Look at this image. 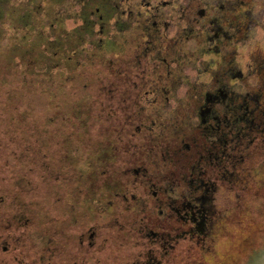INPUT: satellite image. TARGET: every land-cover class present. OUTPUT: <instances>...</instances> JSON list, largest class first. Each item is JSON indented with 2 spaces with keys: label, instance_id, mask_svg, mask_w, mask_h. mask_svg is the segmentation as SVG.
<instances>
[{
  "label": "flooded vegetation",
  "instance_id": "flooded-vegetation-1",
  "mask_svg": "<svg viewBox=\"0 0 264 264\" xmlns=\"http://www.w3.org/2000/svg\"><path fill=\"white\" fill-rule=\"evenodd\" d=\"M53 1L0 0L58 78L37 174L27 138L0 167V264H264V0Z\"/></svg>",
  "mask_w": 264,
  "mask_h": 264
},
{
  "label": "rangeland",
  "instance_id": "rangeland-1",
  "mask_svg": "<svg viewBox=\"0 0 264 264\" xmlns=\"http://www.w3.org/2000/svg\"><path fill=\"white\" fill-rule=\"evenodd\" d=\"M69 3L71 5L73 1L72 0H54L53 1V4L55 5L61 4L60 7H61V10H63V12H65V9L68 7ZM34 13L32 14L34 15ZM31 17L32 15H30V18ZM50 19H52V16H50ZM29 21L30 19H27V23H29L26 26L27 30H29L30 26L33 24V22H29ZM36 25H38V23ZM27 30L19 32L20 34H18V32H15V33H10V32L7 33L6 31L1 32L0 30V97H3V98L8 97L9 99L8 103L10 104V105H0V120H1L0 128L3 134V135H0V167L1 168L5 166L4 165L5 163H7V156H9L8 153L12 152V150H15L16 152H18L17 149H20V147H22V144L24 143V139L25 138L28 139V135L26 134L25 127L23 126L22 128L20 123L19 124L14 123V119H17V122H24L25 117L27 118L26 112H25V106L21 103V101H18L20 103H17L16 101V98L18 97V95L21 94L23 96L27 92V88L25 87L24 89L23 85H21L22 82L19 76L20 74L15 73V71L20 72L18 68V60L20 61V63L22 62L25 63L26 61H30V60L33 61V59L36 62H40V60L44 58L43 60L45 61V64L52 66L51 64L52 59H51L50 54L53 51L52 52L50 51L53 50L54 48L52 49L50 47V49L47 50V53H49L48 57L41 56L40 55V53L42 52L41 39H38L37 34L35 32L27 31ZM16 35H19L18 38H16ZM44 35L47 36V33L44 32ZM14 40L23 41V44H21V47L23 49L24 54H21V53L19 54L20 50L18 48H14L16 44V43L13 44ZM50 66H48L47 68H49ZM33 77L34 76H30V78H33ZM79 84H82V82L80 81L79 83L78 82L74 83L72 88L80 89L81 87ZM11 91H13L14 93ZM68 99H65L64 103H66ZM1 116H3L6 120L2 121ZM15 127L17 129H15ZM28 142H29V139H28ZM31 155L33 157L32 159H36L35 157L36 155L38 157V153L36 154L33 153ZM30 159L31 158H29V161ZM29 161H27V165H26L28 170H29V163H28ZM36 165L38 166L39 164L36 163ZM29 173L32 174L33 176L36 175L37 169L36 168L31 169V172L29 171ZM32 179L34 182H36L35 180L36 177H33Z\"/></svg>",
  "mask_w": 264,
  "mask_h": 264
},
{
  "label": "trees",
  "instance_id": "trees-1",
  "mask_svg": "<svg viewBox=\"0 0 264 264\" xmlns=\"http://www.w3.org/2000/svg\"><path fill=\"white\" fill-rule=\"evenodd\" d=\"M40 55L43 56V52H41ZM43 59L44 58L40 60L41 63L34 61V59L33 61H26L25 63H20V61L18 60V68L20 72L15 71L16 74H20L19 76L22 82L21 85H23L24 89L25 87L27 88L26 94H24L23 96L20 94L21 96L18 95V97L16 98L17 103H20L18 101H21V103L25 106L27 118L25 117L24 122L26 123V125L24 122H17V119H14V123H20L22 128L24 126L26 134L28 135V153L30 154L31 158L28 162L29 169L40 168L39 158L32 159L33 157L31 155L33 153H39V139L42 137H53L55 135L53 133V129L55 127V113L53 108L56 101L55 86L57 82L56 80L58 78L56 76H53L52 67L50 65H46ZM52 63L53 62H51V64ZM48 66L50 67L47 68ZM30 76L34 77L30 78ZM8 100V97H0V105H10L8 103ZM1 118L2 121L6 120L3 116H1ZM15 129L17 128L15 127ZM0 135H3L1 128ZM36 163H38L39 165L37 166Z\"/></svg>",
  "mask_w": 264,
  "mask_h": 264
},
{
  "label": "water",
  "instance_id": "water-1",
  "mask_svg": "<svg viewBox=\"0 0 264 264\" xmlns=\"http://www.w3.org/2000/svg\"><path fill=\"white\" fill-rule=\"evenodd\" d=\"M25 29H26V27H25ZM32 32H35V31H32ZM35 33H36V32H35ZM36 34H38V33H36ZM37 37H38V39H40L39 34H38ZM13 42H14V43H13ZM13 42H11V43H13V44L16 43V44H15V47L19 44V47H18V49L20 50V51H19V54H20V53H21V54H24V53H23V49H22V47H21V44H23V41H16V40H14ZM15 47H14V48H15ZM51 48H52V47H51ZM50 52H52V50H51Z\"/></svg>",
  "mask_w": 264,
  "mask_h": 264
}]
</instances>
